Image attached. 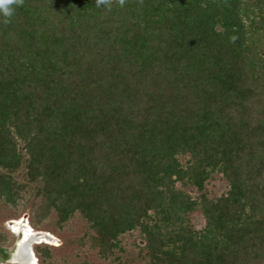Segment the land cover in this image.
<instances>
[{
    "label": "trees",
    "instance_id": "1",
    "mask_svg": "<svg viewBox=\"0 0 264 264\" xmlns=\"http://www.w3.org/2000/svg\"><path fill=\"white\" fill-rule=\"evenodd\" d=\"M32 190L35 226L79 214L110 264L134 231L144 264H264V0H24L0 23V203Z\"/></svg>",
    "mask_w": 264,
    "mask_h": 264
},
{
    "label": "rangeland",
    "instance_id": "2",
    "mask_svg": "<svg viewBox=\"0 0 264 264\" xmlns=\"http://www.w3.org/2000/svg\"><path fill=\"white\" fill-rule=\"evenodd\" d=\"M180 159L185 164L188 157H181ZM20 180L24 182L23 178H20ZM177 187L183 189L193 198H199L201 195L194 187H183L180 183L177 184ZM229 190L230 183L221 174L215 175L206 184V193L213 200L227 194ZM36 203V190H32L30 194L24 195L23 200H20L17 208L0 203V232L7 233L8 235V239L2 247L8 253V256L16 253L18 243L23 237L22 235H14L11 232V222L25 217L36 232L50 233L57 240V244L55 245L41 244L42 246H48L52 251V256L46 260L38 253L40 245L34 246L39 264H110V261H114V258L108 262L104 261L99 258L96 251L90 250L88 246H83L82 242L86 233L90 231V225L79 214L63 226L58 224L56 215H52L40 226H35L33 224V215ZM190 222L197 230H202L206 226V220L201 211L192 213L190 215ZM122 241L123 251L118 252L116 256L118 263L144 264L147 262L144 251L145 242L139 231L124 235Z\"/></svg>",
    "mask_w": 264,
    "mask_h": 264
},
{
    "label": "bare ground",
    "instance_id": "3",
    "mask_svg": "<svg viewBox=\"0 0 264 264\" xmlns=\"http://www.w3.org/2000/svg\"><path fill=\"white\" fill-rule=\"evenodd\" d=\"M11 225V232L14 235L23 236V239L21 238V241L18 243V249L14 254L15 260L18 264H39L34 246L41 244H57V240L52 234L36 232L25 217L15 222L12 221Z\"/></svg>",
    "mask_w": 264,
    "mask_h": 264
},
{
    "label": "clouds",
    "instance_id": "4",
    "mask_svg": "<svg viewBox=\"0 0 264 264\" xmlns=\"http://www.w3.org/2000/svg\"><path fill=\"white\" fill-rule=\"evenodd\" d=\"M126 2L127 0H95V7L111 11L114 4L123 8ZM137 2L143 4V0H137ZM23 4L24 0H0V16L3 17L0 23L4 25L11 23L15 8L23 6ZM0 264H17L14 254L9 255L7 259L0 258Z\"/></svg>",
    "mask_w": 264,
    "mask_h": 264
},
{
    "label": "flooded vegetation",
    "instance_id": "5",
    "mask_svg": "<svg viewBox=\"0 0 264 264\" xmlns=\"http://www.w3.org/2000/svg\"><path fill=\"white\" fill-rule=\"evenodd\" d=\"M48 245V244H47ZM51 246V245H50ZM8 253L3 249L0 248V258H4Z\"/></svg>",
    "mask_w": 264,
    "mask_h": 264
}]
</instances>
